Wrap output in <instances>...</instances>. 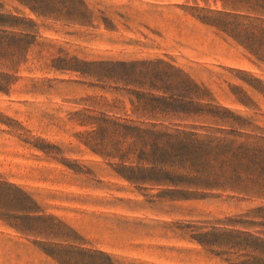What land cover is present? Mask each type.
<instances>
[{"label":"rangeland","instance_id":"1","mask_svg":"<svg viewBox=\"0 0 264 264\" xmlns=\"http://www.w3.org/2000/svg\"><path fill=\"white\" fill-rule=\"evenodd\" d=\"M80 1L0 0V264H264V0Z\"/></svg>","mask_w":264,"mask_h":264},{"label":"trees","instance_id":"2","mask_svg":"<svg viewBox=\"0 0 264 264\" xmlns=\"http://www.w3.org/2000/svg\"><path fill=\"white\" fill-rule=\"evenodd\" d=\"M37 17H46L43 0H16ZM79 3H82L78 0ZM247 19V22H249ZM249 38L264 45V21L245 27ZM35 37V24L27 18L3 12L0 5V93H7L15 81L14 74ZM196 154V152H195Z\"/></svg>","mask_w":264,"mask_h":264}]
</instances>
